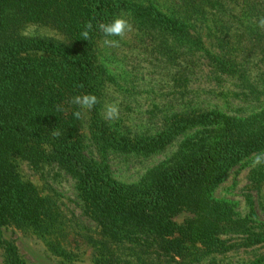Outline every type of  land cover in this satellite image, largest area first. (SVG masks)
<instances>
[{"label": "trees", "instance_id": "1", "mask_svg": "<svg viewBox=\"0 0 264 264\" xmlns=\"http://www.w3.org/2000/svg\"><path fill=\"white\" fill-rule=\"evenodd\" d=\"M117 17L131 23L151 64L168 71L160 82L173 98L142 130L102 116L116 81L97 25ZM260 17L264 0H0V264H27L5 226L49 235L61 224L55 203L22 179L18 158L36 169L57 164L76 180L99 229L93 264H198L264 245V167L250 170L246 213L215 195L233 169L264 151ZM89 21L87 41L80 34ZM31 23L65 39L22 34ZM78 94L100 101L81 120L70 103ZM236 100L253 110L230 109ZM179 140L138 181L114 175L116 155L150 157ZM183 213L190 216L178 222ZM250 264H264V252Z\"/></svg>", "mask_w": 264, "mask_h": 264}, {"label": "rangeland", "instance_id": "2", "mask_svg": "<svg viewBox=\"0 0 264 264\" xmlns=\"http://www.w3.org/2000/svg\"><path fill=\"white\" fill-rule=\"evenodd\" d=\"M22 34L65 39V36L55 29L35 23L28 24ZM101 45L105 62L116 81L110 85L106 98V104L119 102L120 117L116 121L122 119L125 126L141 130L150 127L149 125L154 126L152 122L155 117L152 112L157 113L158 107L166 109L167 99L173 98L171 88L165 82H160L168 78L165 75L168 71L164 65L156 68L151 64L150 55L146 53L134 30L127 33L118 47H109L104 42H101ZM135 74L138 75L137 79H134ZM202 98L209 97L203 94ZM235 103L229 104V108L238 109L242 104L241 114L253 110V106L238 100ZM167 109L173 108L168 106ZM87 121L88 115L85 117V131L88 130ZM180 143L179 140L168 150L150 157L116 155L111 160L114 175L125 182H136L148 170L167 161L177 151ZM92 152L93 148L89 146L88 154L91 155ZM16 162L22 179L33 184L42 196L49 197L55 203L60 212L61 224L59 223L55 232L49 235H43L29 226L9 225L3 228L4 238L16 241L27 264H93V242L99 236V229L96 223L84 214L76 180L57 164H44L36 169L27 160L18 158ZM250 163L251 160L233 169L215 193L219 198L234 201L237 211L243 214L248 211L246 194L249 192L248 177L252 169ZM189 216L183 213L177 216L176 220L182 222ZM56 245L66 249V253L55 252L53 246ZM263 252L264 245L241 248L226 254L207 256L198 264H250L252 259Z\"/></svg>", "mask_w": 264, "mask_h": 264}, {"label": "clouds", "instance_id": "3", "mask_svg": "<svg viewBox=\"0 0 264 264\" xmlns=\"http://www.w3.org/2000/svg\"><path fill=\"white\" fill-rule=\"evenodd\" d=\"M256 26L264 32V17H260ZM99 31L104 35V44L109 47H118L120 40L124 39L128 32L132 30L131 23L124 17H117L109 23H99L97 25ZM93 30V24L89 21L84 25V29L81 32L83 40H90V33ZM119 39H113V38ZM80 87H83L81 85ZM99 99L94 94H78L71 98L70 103L76 107L73 112V116L77 120L84 118L88 111H91L98 103ZM57 111H63L62 106H57ZM102 116L105 120L116 121L120 117L119 102L107 103L102 110ZM53 135L59 136L60 133L53 131ZM250 167H264V151L258 152L253 155L250 163Z\"/></svg>", "mask_w": 264, "mask_h": 264}]
</instances>
